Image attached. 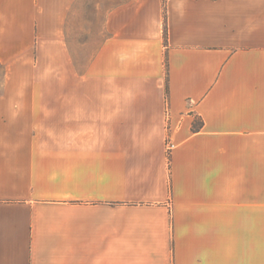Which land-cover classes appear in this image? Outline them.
<instances>
[{
	"label": "crops",
	"instance_id": "1",
	"mask_svg": "<svg viewBox=\"0 0 264 264\" xmlns=\"http://www.w3.org/2000/svg\"><path fill=\"white\" fill-rule=\"evenodd\" d=\"M140 1L83 40L63 1L53 89L28 56L38 0H0V62L21 56L0 100V264H259L264 0Z\"/></svg>",
	"mask_w": 264,
	"mask_h": 264
},
{
	"label": "rangeland",
	"instance_id": "2",
	"mask_svg": "<svg viewBox=\"0 0 264 264\" xmlns=\"http://www.w3.org/2000/svg\"><path fill=\"white\" fill-rule=\"evenodd\" d=\"M63 1L65 2V0H38L36 35L37 40H39V49H37L38 45L36 46L34 43L28 52V56L31 57V65L34 64L33 61H36L37 69L34 73L37 77V87L53 89H58L59 87V49L54 41L59 37V34H57L59 32L58 16ZM122 1L125 0H74L72 3L75 11L73 20L71 23L69 22L68 26H65L64 31L68 34L79 31L80 34L78 33V35L80 38L82 40L85 39L89 33L92 20L96 21L97 19L98 23H104L105 16L103 18V12L100 10H106L113 5L118 6ZM140 2H145V0ZM161 2L162 0H148L149 11H155L158 5L160 8ZM97 11H100L99 16ZM21 37L25 38L24 35H21ZM20 58L21 56H18L9 62H0V100L5 93L6 87H14L16 84L13 68L14 62L16 60L19 61ZM38 61L40 64H38ZM168 143L171 142L169 141ZM259 264H264V222L260 224Z\"/></svg>",
	"mask_w": 264,
	"mask_h": 264
},
{
	"label": "trees",
	"instance_id": "3",
	"mask_svg": "<svg viewBox=\"0 0 264 264\" xmlns=\"http://www.w3.org/2000/svg\"><path fill=\"white\" fill-rule=\"evenodd\" d=\"M164 18H165L164 38H165V42H166V34H167V27H166V14L164 15ZM166 66H168L167 63H166ZM166 91H167V93H168V91H169V87H168V84H167V83H166ZM194 126H195V128H198V125H197V124H195Z\"/></svg>",
	"mask_w": 264,
	"mask_h": 264
},
{
	"label": "built area",
	"instance_id": "4",
	"mask_svg": "<svg viewBox=\"0 0 264 264\" xmlns=\"http://www.w3.org/2000/svg\"><path fill=\"white\" fill-rule=\"evenodd\" d=\"M173 148V143H168V152L170 153Z\"/></svg>",
	"mask_w": 264,
	"mask_h": 264
}]
</instances>
